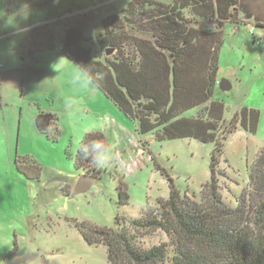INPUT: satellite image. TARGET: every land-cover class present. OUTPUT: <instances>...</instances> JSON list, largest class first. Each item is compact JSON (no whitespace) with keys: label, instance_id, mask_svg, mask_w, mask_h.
Returning a JSON list of instances; mask_svg holds the SVG:
<instances>
[{"label":"rangeland","instance_id":"374dc122","mask_svg":"<svg viewBox=\"0 0 264 264\" xmlns=\"http://www.w3.org/2000/svg\"><path fill=\"white\" fill-rule=\"evenodd\" d=\"M75 1L80 6L74 11L85 8L74 19L84 35L95 36L101 19L115 13L124 16L130 0ZM245 3L242 0L240 5L243 22L225 25L219 52V79H227L232 88L219 86L214 94L225 105L226 119L242 107L260 111L255 134L239 128L226 142L221 190L232 207L238 206V196L249 188L250 168L264 147V0L258 14ZM59 8L54 6L55 16ZM200 22L196 26L209 30L211 20ZM52 36L44 39L19 32L13 45L5 38L0 42V72H5L0 77V264H116L109 261L106 246L86 242L74 220L114 227L118 215L139 218L148 204L167 198L168 177L152 157L147 160L149 152L181 193L189 189L199 199L211 176L214 144L189 138L140 139L134 122L65 56L57 30ZM25 61L33 64L32 70L23 67ZM196 112L189 110L185 116ZM41 115L54 119L39 127ZM112 118L127 130L102 129L110 148L97 157L96 164L109 173L104 172L88 190L75 193L74 177L82 170L76 159L84 137L101 128L102 120ZM142 143L148 149L144 156ZM112 177L124 178L130 195L127 204H120L118 183ZM137 237L143 250L166 244L165 264H172L173 240L165 231L142 230Z\"/></svg>","mask_w":264,"mask_h":264},{"label":"trees","instance_id":"16d2710c","mask_svg":"<svg viewBox=\"0 0 264 264\" xmlns=\"http://www.w3.org/2000/svg\"><path fill=\"white\" fill-rule=\"evenodd\" d=\"M240 2L130 0L127 15L102 18L95 36L66 27L61 50L134 122L140 139L189 138L214 144L211 176L199 199L189 189L181 193L149 152L168 177L167 198L148 204L139 218L118 215L114 227L74 220L89 245L108 248L111 263L165 264L169 258L166 244L143 250L137 243L142 230L161 229L173 240L172 264H264V147L250 168L249 188L238 196L237 207L226 202L221 190V178L226 177L221 163L228 138L239 128L255 134L260 123V111L250 107H242L226 119L224 103L214 98L224 28L228 23L243 22ZM202 19L212 21L209 30L196 26ZM109 48L113 50L110 54ZM192 109L196 114L185 116ZM93 143L100 147L85 153L83 149ZM142 146L148 150L145 143ZM109 148L102 129L86 133L77 168L102 179L108 169L96 161ZM112 178L118 183L120 204H127L130 195L124 178Z\"/></svg>","mask_w":264,"mask_h":264},{"label":"crops","instance_id":"0c3cea01","mask_svg":"<svg viewBox=\"0 0 264 264\" xmlns=\"http://www.w3.org/2000/svg\"><path fill=\"white\" fill-rule=\"evenodd\" d=\"M55 5H58V7L61 6V8L57 10L56 16L53 14ZM78 6L80 5H78L75 0H0V42L5 38L8 39V45H13L19 32H26L32 37L38 36L46 39L49 36L53 38L55 36L52 35L56 33L57 30L60 36H56V38L57 42L60 41L59 46L61 49L67 26H74L84 32L82 26L79 25V21L73 17L74 14H78L79 11L81 12V10L85 8L84 6L83 8H78V11H74ZM70 11L73 13H71L70 17H66ZM48 13L51 14L50 17L46 16ZM61 17L66 18L62 19ZM18 64L21 65V61H19ZM23 67L32 70L33 64L25 61L23 62ZM4 73L5 72L1 71L0 77ZM22 80L23 79L20 81L21 85ZM0 87H2V85H0ZM1 97L2 89L0 88V99ZM100 124L101 128L99 129L104 130L105 127L116 130H119L118 126L125 128L123 124L118 123L113 118L111 120H102ZM140 152L142 156L145 155L143 147L140 149ZM148 154L147 160L151 157L150 153ZM81 172L83 171L81 170ZM81 172L79 174H81ZM74 178L76 181L79 175Z\"/></svg>","mask_w":264,"mask_h":264},{"label":"water","instance_id":"95a60500","mask_svg":"<svg viewBox=\"0 0 264 264\" xmlns=\"http://www.w3.org/2000/svg\"><path fill=\"white\" fill-rule=\"evenodd\" d=\"M263 0H244L245 2H250L249 4H246L248 7L250 6L251 10L256 12L257 14L260 13L261 11H259V8L261 7V3ZM242 2V0H241ZM240 2V5H241ZM263 12H264V8H262ZM113 50L112 49H108L107 53H111ZM219 86L221 87L222 90H230L232 88L231 83L227 80V79H221L219 81ZM47 120V116L41 115L38 120L37 123L39 125V127H42L43 124H45ZM96 181H98L95 177L86 174L85 172H82L79 175L78 180H76L75 186H74V192L75 193H80L83 192L85 190H88L92 184H94Z\"/></svg>","mask_w":264,"mask_h":264},{"label":"clouds","instance_id":"9594fccd","mask_svg":"<svg viewBox=\"0 0 264 264\" xmlns=\"http://www.w3.org/2000/svg\"><path fill=\"white\" fill-rule=\"evenodd\" d=\"M99 147H100V146H99L98 144L93 143V144L91 145L90 148H87V147H86V148L83 149V151H84L85 153H87V152H89V151H91V152H95Z\"/></svg>","mask_w":264,"mask_h":264},{"label":"flooded vegetation","instance_id":"af4514ba","mask_svg":"<svg viewBox=\"0 0 264 264\" xmlns=\"http://www.w3.org/2000/svg\"><path fill=\"white\" fill-rule=\"evenodd\" d=\"M49 119V120H48ZM50 121V118L49 117H47V120H46V123H48Z\"/></svg>","mask_w":264,"mask_h":264}]
</instances>
